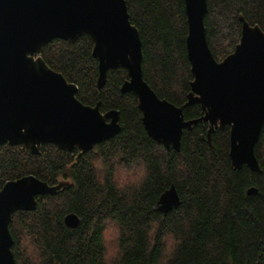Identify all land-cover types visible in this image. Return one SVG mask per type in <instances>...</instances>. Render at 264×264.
Here are the masks:
<instances>
[{
  "label": "trees",
  "instance_id": "trees-1",
  "mask_svg": "<svg viewBox=\"0 0 264 264\" xmlns=\"http://www.w3.org/2000/svg\"><path fill=\"white\" fill-rule=\"evenodd\" d=\"M141 40L143 78L160 98L183 105L192 73L186 51L184 0H125ZM242 16L264 30V0H207L206 38L216 60L234 50ZM93 42L54 38L44 61L77 85L84 104L119 111L120 131L78 154L44 143L38 154L23 145H0V188L33 174L48 184L68 180L55 194L36 196L33 210L16 211L9 223L16 264H264V126L254 147L260 171L235 169L229 127L208 124L184 130L179 150L150 137L130 92L123 67L109 69L97 88ZM186 119L199 104L183 108ZM211 144V145H210ZM174 185L180 204L166 214L156 203ZM249 187L256 193L247 194ZM76 228L63 222L67 213Z\"/></svg>",
  "mask_w": 264,
  "mask_h": 264
},
{
  "label": "water",
  "instance_id": "water-1",
  "mask_svg": "<svg viewBox=\"0 0 264 264\" xmlns=\"http://www.w3.org/2000/svg\"><path fill=\"white\" fill-rule=\"evenodd\" d=\"M184 9L193 78L186 101L175 105L160 98L143 78L141 40L125 0H0V145H23L38 154L42 144L51 143L82 154L120 131L119 111L101 112L99 101L82 103L77 85L41 56L54 38L74 42L87 34L97 60V88L104 85L109 69L125 68L128 78L120 91L134 96L144 129L156 142L179 150L183 131L206 122L211 143L215 129L228 126L231 166L259 172L254 147L264 126V30L240 16L239 41L218 61L206 38L207 0H184ZM193 104L200 105L201 115L186 119L183 108ZM69 185L68 180L50 185L33 174L2 185L0 264H16L9 230L13 214L35 209L36 196L53 195ZM256 192L255 187L247 189V194ZM179 204L172 184L156 207L166 214ZM63 222L76 228L80 219L70 212Z\"/></svg>",
  "mask_w": 264,
  "mask_h": 264
}]
</instances>
